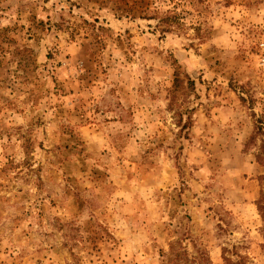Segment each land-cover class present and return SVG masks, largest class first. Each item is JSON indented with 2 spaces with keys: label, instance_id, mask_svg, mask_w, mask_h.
<instances>
[{
  "label": "rangeland",
  "instance_id": "obj_1",
  "mask_svg": "<svg viewBox=\"0 0 264 264\" xmlns=\"http://www.w3.org/2000/svg\"><path fill=\"white\" fill-rule=\"evenodd\" d=\"M0 264H264V0H0Z\"/></svg>",
  "mask_w": 264,
  "mask_h": 264
},
{
  "label": "trees",
  "instance_id": "obj_2",
  "mask_svg": "<svg viewBox=\"0 0 264 264\" xmlns=\"http://www.w3.org/2000/svg\"><path fill=\"white\" fill-rule=\"evenodd\" d=\"M169 19V18H168ZM168 21V20H167Z\"/></svg>",
  "mask_w": 264,
  "mask_h": 264
}]
</instances>
